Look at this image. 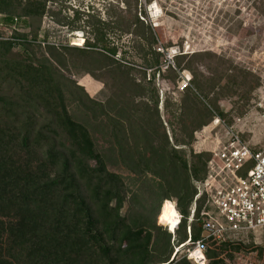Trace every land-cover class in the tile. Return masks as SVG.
Here are the masks:
<instances>
[{
    "label": "trees",
    "instance_id": "1",
    "mask_svg": "<svg viewBox=\"0 0 264 264\" xmlns=\"http://www.w3.org/2000/svg\"><path fill=\"white\" fill-rule=\"evenodd\" d=\"M51 1L0 0L1 25L32 28L0 36V264H194L174 255L189 236L202 234L198 211L189 229L187 219L211 154L194 153V132L217 116L231 125L220 97L246 84L254 92L259 79L211 50L179 53L168 63L171 43L157 50L158 35L139 18L135 0L134 12L110 8L107 20L90 11L82 19L77 11L73 21H60L71 31L88 30L82 47H63L71 65L96 62L101 75L114 79L107 101H95L49 59L29 56L48 39L44 33L41 41L39 31ZM124 35L131 37L128 45L111 41ZM139 70L142 80L133 77ZM182 73L188 83L165 121L171 141L158 113L156 76L177 82ZM71 102L82 117L71 113ZM99 119L111 131L108 146L93 135L91 120ZM166 200L182 215L174 240L156 225ZM240 244L211 241L207 264H223L219 254Z\"/></svg>",
    "mask_w": 264,
    "mask_h": 264
},
{
    "label": "rangeland",
    "instance_id": "2",
    "mask_svg": "<svg viewBox=\"0 0 264 264\" xmlns=\"http://www.w3.org/2000/svg\"><path fill=\"white\" fill-rule=\"evenodd\" d=\"M126 1L130 3V8H127L125 0H52L41 20L39 31L41 41L44 38V33L48 34V39L41 43L43 45L41 50H36L29 56L35 61L49 59L51 64L57 67L61 73L82 86L91 99L106 102L111 93L110 88L114 79L108 74L101 75L97 71L99 65L95 61L93 63L94 69L92 67L72 66L70 56L66 55L67 53L63 49L67 45L82 47L89 35L88 30L71 31L69 25H65L63 22L73 21L77 11L82 19H85L86 14L90 11L94 16L106 20L109 19L107 9L110 8L116 12H126L128 9L134 12L136 1ZM137 2L139 18L144 20L145 24H150L158 35L157 50L163 52L162 47L171 43L166 52V60L173 61V57L179 53L211 50L259 79L260 86L256 91L250 92L246 84L234 94L222 95L219 100V107L228 118L234 122L237 118H245L236 126V129L248 146L259 149L260 144L264 142V123L256 119L252 113V105L257 99L258 90L260 88L264 90V0H151L149 3L146 0H137ZM152 2H156L160 9L157 18L153 16L150 10ZM141 10L145 14L144 12L141 14ZM239 20L242 21L240 29L237 28ZM31 29L17 25L7 27L0 24V36H10L14 30L28 32ZM130 38V36L124 35L119 39L113 37L111 41L128 45ZM181 42L183 48H180L179 43ZM47 44L55 46V51L48 50L45 46ZM14 51L22 52L18 46ZM65 63H67L68 68H64ZM165 65L164 60L163 70ZM202 70L206 75H209L206 68H202ZM91 71L94 77L91 75L92 73H89ZM133 77L142 80L143 74L141 71H135ZM188 78L187 74L182 73L180 81L174 82L171 77L162 79L158 75L156 76V86L159 88L158 113L166 126L171 141L172 132L165 123L166 117L172 111L174 113V105L183 97V89L188 83ZM148 83L149 71H147L146 81L143 82V85L147 86V99L150 97L149 92L152 88V84ZM144 105L145 103L141 107ZM148 105L152 107L153 104L149 101ZM69 109L74 116L82 117V109L77 106V103L71 102ZM43 121L44 119H41V123ZM103 121L101 119L91 120L93 135L100 145H106L105 142L112 140L111 131L105 127V124L102 125ZM137 124L140 125V123ZM95 125L98 127L95 128ZM222 133L223 130L220 126L214 127L213 125L195 131L192 142L194 153H209L214 148L215 138ZM108 145L109 143L106 146ZM117 171L126 175V171L123 169ZM156 225L161 227V231L165 230L159 224L158 219ZM233 241H238L243 245L233 246L219 254V257L224 260L223 264H264V230L252 234H243ZM258 246L262 247V251L258 250Z\"/></svg>",
    "mask_w": 264,
    "mask_h": 264
},
{
    "label": "built area",
    "instance_id": "3",
    "mask_svg": "<svg viewBox=\"0 0 264 264\" xmlns=\"http://www.w3.org/2000/svg\"><path fill=\"white\" fill-rule=\"evenodd\" d=\"M167 61L173 65V61ZM252 113L264 123L262 88L258 90ZM243 119L237 118L231 125L220 117L213 121L212 125L220 126L223 133L215 138L214 148L209 151L206 176L197 184L187 219L189 229L198 211L202 234L197 240L189 236L174 251V255L181 253L194 264L209 262L207 248L211 241L221 244L264 229V142L256 151L247 145L236 129ZM168 201L176 208L174 201ZM178 219L171 230L168 224H160L171 233L173 240L182 220L180 213Z\"/></svg>",
    "mask_w": 264,
    "mask_h": 264
},
{
    "label": "bare ground",
    "instance_id": "4",
    "mask_svg": "<svg viewBox=\"0 0 264 264\" xmlns=\"http://www.w3.org/2000/svg\"><path fill=\"white\" fill-rule=\"evenodd\" d=\"M150 10L154 17L158 16L160 14V9L156 2H152L150 4ZM157 18V17H156ZM178 211L177 209L172 205L170 201H166L164 205L161 208V215L159 216V223H166L169 225L170 230L175 227V225L178 223Z\"/></svg>",
    "mask_w": 264,
    "mask_h": 264
}]
</instances>
